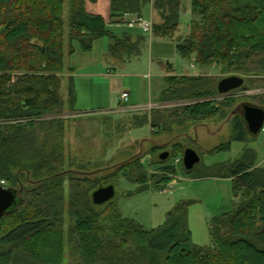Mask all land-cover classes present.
<instances>
[{"label":"trees","instance_id":"16d2710c","mask_svg":"<svg viewBox=\"0 0 264 264\" xmlns=\"http://www.w3.org/2000/svg\"><path fill=\"white\" fill-rule=\"evenodd\" d=\"M182 3L111 0L108 22L88 12L87 0H69L67 9L65 0H0V182L22 189L18 207L0 220V264H64L67 249L76 259L74 264H264V165L255 166L251 149L232 164L215 169L217 177L232 179L238 202L234 210L210 221L212 242L205 246L192 243L190 202H179L163 225L148 230L124 217L114 200L96 205L92 198L94 190L120 175L144 189L163 190L177 174L169 161L183 156L182 143L172 144L170 150L153 146L151 166L157 167L151 170L141 153L115 165L105 176L92 178L67 168L66 119L52 116L65 108L75 111L74 77L64 76L66 56L75 53L76 43L88 52L105 37L113 57L139 55L145 37L135 41L128 33L118 36L109 24L125 14L142 15L150 5L159 17L153 35L174 39ZM191 8L190 32L177 43L180 55L203 68L222 66L233 75L253 77L264 71V0H191ZM221 80L216 75L169 74L160 98L162 102L196 100L169 113L180 125L231 118L229 141L202 150L204 154L226 151L233 140L246 141L249 135L241 114L232 115L238 99L201 100L220 94ZM252 98L247 102L264 107V93ZM163 112L135 115L133 122H150L155 133L164 131L170 125ZM165 151L170 156L162 160ZM195 167L187 170L183 164L187 173L193 174ZM66 180L69 227L64 218Z\"/></svg>","mask_w":264,"mask_h":264},{"label":"rangeland","instance_id":"374dc122","mask_svg":"<svg viewBox=\"0 0 264 264\" xmlns=\"http://www.w3.org/2000/svg\"><path fill=\"white\" fill-rule=\"evenodd\" d=\"M65 3L67 9L69 0H65ZM109 4L110 0H99L94 6L100 12H108ZM146 7L142 15L153 22L157 21L156 16L151 15L150 8ZM182 8L180 27L174 39L156 37L153 32L144 34L139 28L133 29L137 30V34L145 35L146 45L142 49V54L133 61L125 63V67L122 62L125 58L118 59L104 53L103 49L109 41L108 37L97 40L94 43V50L90 52L82 51L76 43L77 52L72 58L68 57L65 60V64H72L70 66L75 67L73 72L77 94L75 111L65 108L62 113L52 116L66 119V154L70 160L67 168L79 171L80 175L88 174L92 178L107 175L115 165L139 153L144 155L143 160L148 170L156 168V164L151 166L153 160L150 150L158 144L170 150L172 144L180 142L201 153L202 161L195 167L193 174L184 170L181 161L177 162L178 158L183 160L182 155L169 161L177 169L173 181L167 185H174L171 192L152 186L144 189L139 182L131 181L125 175H120L112 184L116 187V196L113 200L117 202L122 215L134 219L148 230L163 225L168 213L179 202H190L188 218L192 243L205 246L212 242L210 221L215 216L234 210L238 202L234 197L232 179L217 177L215 169L221 165L232 164L241 158L246 149L255 152V166H263L264 131L256 136L249 134L246 141L233 140L228 150L210 155L202 153V150H212L229 141L231 118L223 120L218 117L201 124L187 122L186 125H180L177 120L168 117L176 107L196 100L162 102L160 98L166 86L167 75L207 74L216 75L219 79L233 75L224 72L222 66L213 65L203 68L193 60L180 55L177 50L178 40H183L189 34L190 24L194 18L191 0H183ZM105 17L109 19V14L107 13ZM114 29L118 33L123 30L117 27ZM91 71L99 74L88 77L86 73ZM238 75L244 77V85L249 87L248 90L239 88L225 95L216 94L201 100L238 99V102L242 103L253 101L252 95L264 93V71L260 75L253 76L254 79L247 74L238 73ZM124 78L133 82L134 97L140 98L139 101L143 103L134 109L119 111V96ZM67 88L65 79L63 84L65 96ZM249 91L252 93H248ZM150 103L152 108L148 107ZM156 109L164 111L170 125L167 126V130H158L155 133L152 123L137 125L133 122L135 115L151 113ZM66 181L64 218L66 227H69L71 225L69 184L68 180ZM66 252L64 264H74L76 259L69 256L68 249Z\"/></svg>","mask_w":264,"mask_h":264},{"label":"water","instance_id":"95a60500","mask_svg":"<svg viewBox=\"0 0 264 264\" xmlns=\"http://www.w3.org/2000/svg\"><path fill=\"white\" fill-rule=\"evenodd\" d=\"M245 83L244 77L240 75H231L223 78L218 84L220 94H226L233 90L241 88ZM241 114L249 134L258 135L264 126V107L252 104L250 102L240 103L232 112ZM170 153L162 152L160 158L168 159ZM202 160L201 155L193 147H186L183 154V164L187 170H193ZM116 196V187L114 184L100 186L92 193L93 202L96 205H104L113 200ZM22 198V189H15L0 185V220L11 211H14Z\"/></svg>","mask_w":264,"mask_h":264},{"label":"crops","instance_id":"0c3cea01","mask_svg":"<svg viewBox=\"0 0 264 264\" xmlns=\"http://www.w3.org/2000/svg\"><path fill=\"white\" fill-rule=\"evenodd\" d=\"M98 2H99V0H97V1H95V2H93V1H91V0H87L86 8H87L88 12H89V13H92V14H100V15H102L105 19H106L105 15L108 13V14H109V19H106V20H107L108 22H110V20H111V12H110V11H111V0H110L109 11H108V12H100V11H98V9L95 7V6L97 5ZM94 5H95V6H94ZM92 8H93V9H92ZM146 8H150L151 15H152V16H156V20H159V17H158V15L155 13V11L153 10V7H150V5H149V6L146 7ZM143 14H144V13H143ZM109 27H110L111 31H112L114 34H116V35H118V36H123L125 33H128L129 35L132 36L133 40H135V41H136V39H137L138 37H141V36H144V37H145L144 34H142V33L137 34V33H138L137 30H133V29H137V28H130V27L124 25L123 23H122V24H120V23H114V24H113V23H110V24H109ZM115 27H117V28H121V29H123V30L120 31V32L118 33V32H116V30L114 29ZM139 30H140V29H139ZM99 40H100V39H99ZM96 41H97V40H96ZM96 41H95V42H96ZM95 42H94V43H95ZM109 43H110V40H109L108 43L104 46L103 51H104V53H105L106 55H110V56H112V55L109 53ZM145 45H146V37H145V39H144V41H143V43H142V48H141V52H140L139 55H135V56H131V57H127V56L124 57L125 59L122 60V62L124 63V67H125V63H129L130 61H133L134 59L138 58V57L142 54V51H143L142 49H144ZM106 47H107V48H106ZM76 48H77V47H76ZM92 50H94V47H93ZM92 50H91V51H92ZM76 52H77V49H76L75 53H76ZM88 52H90V51H88ZM75 53L72 54V55H67V56H66V60H67L68 57H69V58H72V57L75 55ZM114 58L122 59V58H120V57H114ZM69 60H70V59H69ZM71 63H73V61H71ZM73 64H74V63H73ZM65 65H66V71H65V73H64V76L66 77V79H69L71 76L74 77L73 72H74L75 67H74V66H70V65H72V64L67 65V63H66ZM86 74H87L88 77H93V76H97L99 73H98V72H93V71H91V72L86 73ZM161 74L164 75L163 72H161ZM110 75H112V73H111ZM165 76H166V74H165ZM124 77H125V75H124ZM123 91H129V93H130V100H129V102H128V106H129L130 108L134 109V108H136V107L142 105L141 103H143V102H140V101H139L140 98H138V97H137V98L134 97L133 82H132L130 79L127 80V79L124 78L123 81H122V90H121V93H120V96H119V104L121 103V94H122ZM149 105H151V103H150ZM80 113H81V112H80Z\"/></svg>","mask_w":264,"mask_h":264},{"label":"built area","instance_id":"2783aa9c","mask_svg":"<svg viewBox=\"0 0 264 264\" xmlns=\"http://www.w3.org/2000/svg\"><path fill=\"white\" fill-rule=\"evenodd\" d=\"M120 24H124L130 28H139L144 34L145 33H151L153 32V25L154 22L151 19H147L145 18L143 15L140 14H125L122 17L119 18L118 22ZM248 93H252V92H248ZM228 94V93H226ZM221 95H225V94H221ZM130 100V93L129 91H123L121 94V103L119 106V111H125L128 109H132L128 106V102ZM149 108L153 107L152 104L148 106ZM17 120H12V122H16ZM262 131H264V126L262 128ZM181 158L177 159V162H180ZM0 184L2 186H6V181L5 180H1ZM174 187L173 184H171L170 186H167L166 188L163 189V191H172V188Z\"/></svg>","mask_w":264,"mask_h":264}]
</instances>
